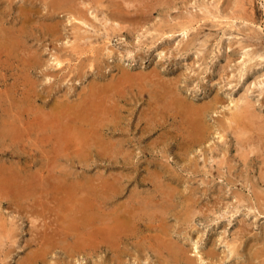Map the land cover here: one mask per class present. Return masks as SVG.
Instances as JSON below:
<instances>
[{
    "label": "rangeland",
    "instance_id": "374dc122",
    "mask_svg": "<svg viewBox=\"0 0 264 264\" xmlns=\"http://www.w3.org/2000/svg\"><path fill=\"white\" fill-rule=\"evenodd\" d=\"M64 1H66L67 3H64ZM64 1L63 0L62 1L61 0H55V1L54 0H48V1L47 0H0V16L1 14L3 15L0 17L3 19V21L2 19L0 20V36L1 34L4 36V37L3 36L0 37V43H1L0 44V49H1L0 50V55H1L0 56V119H1L0 120V159H1L0 165L2 167L0 168V177L1 178L3 177L1 180L2 182L8 179L14 182L15 184H17L16 186H14L12 190L11 189L4 190L3 188L0 187V201H1L0 202V205H1L0 206V215H1V218H0L1 219L0 220V225H1L0 226V235H1L0 241L1 242L0 244H2V241L4 242L3 245H0V254H2L1 251H3L2 256L4 255L3 257L0 255V259L1 260L3 259L4 262H2L3 260L2 261L0 260V262L2 264H5L6 261H7L6 264L22 263L23 261H25L27 256L30 255V253L32 255V253H34L35 250L38 249L37 246H34V245L33 247L27 246L26 243L33 236V234H35V229L33 227L39 228L38 230H40L41 228L45 230V229H48L53 224L51 222H52V218H54V211L57 210L55 206L59 204L57 203L59 202L58 201L59 199L61 198L69 199V197H76L79 199H84L89 203L87 205L88 207H86L87 211L95 213L96 208H97L96 203L99 201V198L102 197L106 202H108V203L105 202L106 204L104 206V211L106 210L105 212L107 211L113 212L117 208L122 209L123 207L129 205L131 201H135L137 199L140 202H146L144 205V208L147 210V213L150 214L154 212L156 214L158 213L157 215H160V216L164 215L166 219L164 220L162 225L166 229L167 228L169 229V230L167 229V232L169 233L167 238H171L177 244H181L184 247H187L186 248L188 249L187 254L189 255V252H190L189 256L192 255L191 257L194 256L193 258H196L195 260H198V256L193 254V249L195 246H199L198 249L201 251L200 255L203 256V258L204 257L208 258L210 256L206 254L204 255V253L208 252L210 248L211 249L213 248L212 252H214V256L208 258V260H206L207 258L206 259L204 258L205 262L201 264H209V263L214 264L216 260H218L216 261V264L224 263V262H225L224 264H227V263L241 264V261H243L242 262L243 264H249V262L251 264H258L259 262L261 264H264L262 263V261L264 262V244H263L264 243V212H263L264 211V173H263L264 172L263 170L264 161H262V159L264 160V157L262 156L264 155V141L263 143L261 142L262 141L261 138L264 140L263 138L264 137L263 136L264 135V129H263L264 127V122H263L264 121V68H263L264 61H262L264 60L263 59L264 58V44H263L264 43V0H249V1L245 0L244 1L245 8L242 5L243 0L242 1L241 0H164V1L161 0L162 2L160 0H152L153 3H151L150 0H137L138 2L136 0H129V2L127 0H120V1L119 0H102V1L91 0V2L90 0H64ZM169 1L170 3H168ZM107 2H110V3H107ZM112 2H115V4H113ZM139 2H141V4ZM117 3H119V6H117L118 5ZM127 3L129 5L125 6V4L127 5ZM148 3H151V4H148ZM70 5L72 6L70 7ZM93 5H96V6L93 7ZM65 6H67L66 8L68 9H66ZM75 6L78 10L79 8L81 9L79 10L81 13L82 11L84 12L83 15H81L82 22L76 21L73 19L74 18L73 16L75 15H76V18L80 16V14L77 13L78 10L74 8ZM38 7L39 9H37ZM150 7H151V10H150L151 12L149 11ZM236 7L237 8L239 7V9H237ZM147 8H148V11H147ZM27 9H30V10H27ZM57 9H59L58 10L59 12L57 11ZM100 9L101 11H99ZM54 10H56L55 13H54ZM105 10L107 11L105 12ZM51 11L54 14H52ZM64 12L65 13L67 12V14L65 15ZM110 12H112L111 15L113 13L115 14V15H112L114 17L109 15ZM21 13L25 17H23ZM50 13L52 15H49ZM58 13L61 15H59ZM122 13L125 16H123ZM143 13L145 14L142 15ZM139 15L141 16V19L140 17H138ZM65 16L67 18L66 21L64 20ZM84 16L85 17L88 16L89 18L87 17L88 19L87 18L85 19ZM145 16H147V18H145ZM235 17H236V20H235ZM53 18L57 20L55 19L53 20ZM131 18H134V21H132L133 19L131 20ZM4 19L6 20L4 21ZM90 19L91 21H89ZM114 19L115 20L117 19L118 22L115 21ZM118 19H121V20L123 19L124 22ZM28 20L30 23H28ZM128 20H129V23H128ZM50 21L53 23V25L52 23H50ZM101 21H103V23ZM119 21H121L122 24ZM130 21L132 22L137 21L138 23L137 22H135L136 24L134 23L135 26H137V28ZM45 22H48V23H45ZM65 22L68 24H66ZM229 22H231L233 25L230 24ZM38 23H40V25ZM41 23L43 24L42 26H41ZM221 23L224 26L221 25ZM20 24L21 26L23 25L22 28L20 27ZM24 24H25V27H24ZM28 24H30V26H28ZM45 24L46 25L48 24V26L46 27ZM70 24L72 27L76 25V27H78V30L76 27L72 28ZM120 24L122 27L119 26ZM129 24L130 25L132 24V25L130 26ZM179 24L182 26H180ZM258 24L261 27H259ZM49 25L50 26L52 25V26L50 27ZM40 26L42 28L43 35L41 34L42 31H40L41 30ZM60 26H61V30H60ZM218 26L221 27V29ZM248 26H250V28ZM109 27H111L112 30L114 31L112 32V30ZM14 28L18 30L20 35H18L19 33ZM45 28H47V30L51 29L52 31L48 30L49 31L48 32L47 30H44ZM108 28L110 31H108ZM7 29H11V31H14V32L11 33V31ZM74 29H76L75 32H73ZM118 29L120 31H118ZM133 29L135 30L133 31ZM157 29L158 31H156ZM159 29L161 30V32ZM5 31L7 32L10 31V32H8L9 34L8 33L6 34ZM27 31H29L30 33ZM2 32H4L5 35ZM50 32L52 35L50 34ZM53 32L54 33L56 32V33L54 34ZM27 34L30 37H27ZM44 34H47V35H44ZM10 35L11 36L15 35V37L13 36L14 39L18 38L19 42L16 39L13 42H11L10 38L8 41L7 39L8 37H11ZM214 36H217V37H214ZM4 38H6L5 41L7 42L4 41ZM98 38L101 40H99ZM105 38L107 39V41H105L106 40ZM244 39H246V41ZM20 40L23 41V44H22V41ZM74 42L75 44H73ZM244 42H245V45L243 44ZM52 44L54 46H52ZM10 46L12 49L10 48ZM20 46L21 48L23 47L22 51L20 49ZM51 46L54 48H52ZM57 47L59 50H57ZM97 47L102 48L101 52H100L101 48L100 49L98 48L99 49V52H98ZM4 48L6 49L4 50ZM18 48L20 50H18ZM30 48L32 50H30ZM60 50L62 51L63 55L59 54ZM107 50L108 52L110 51L111 53L110 52L108 53ZM37 51H41L42 53L40 52L39 54V52ZM26 52L27 54H25ZM96 53L101 54L102 60L104 59V61H107V62L100 60L101 59L100 56H97L99 54L95 56ZM60 55L63 56L64 58L60 57ZM105 55H107L106 58H105ZM1 57L3 59H1ZM26 57L31 58L30 59L31 61L33 59V61L30 62V60L29 59L27 60ZM24 58L26 59L24 60ZM37 58L41 62L38 63ZM58 58L59 59L62 58V60L61 59L59 60ZM35 59L36 61L34 62ZM40 59H43V60H40ZM26 60H27V63L25 62ZM57 60L60 62V65H56ZM93 60L95 61V64ZM99 61L102 63H100ZM61 62H63L62 65H61ZM89 62L90 64L92 62L93 65L88 64ZM41 63H43L42 64L43 67L42 65L40 66ZM84 63L88 64L89 66L88 65L86 66V64L83 65ZM100 64L102 67L100 66ZM60 68L62 69V71ZM123 70H126L128 74L126 72L122 73ZM96 71L99 74H97ZM133 72L135 74H133ZM49 73L51 75L53 74V76H51ZM66 74L68 75V77ZM95 74H97L98 77ZM75 76H78V77H75ZM156 76H158V78ZM112 77H114V79ZM122 77H123V80H121ZM45 78H46V81H45ZM108 78H111L112 80ZM103 79H105V81ZM125 79L127 81H124ZM136 79L138 80V83L141 79L139 84L137 83ZM109 80L113 82L110 83ZM120 80L122 82L124 81V83H122ZM53 81L55 82L53 83ZM99 81L101 82L102 85L99 84L100 83ZM148 81L151 83V85ZM49 82L53 84L52 87L51 85H49L50 84ZM94 82L95 83L97 82V85L94 84ZM126 82L130 84H127ZM106 83L112 86H109ZM172 83L175 84V86ZM46 84L49 85V87L46 86ZM103 84L106 86L104 87ZM134 84L137 85L136 88H134L135 87ZM95 85L97 87H93ZM129 85H133V87ZM98 86H100L101 88L99 87L98 89ZM102 86H103V89H102ZM128 86L130 87L129 89H128ZM42 87L44 90L42 89ZM53 87L56 90H54ZM45 88L47 89L46 91H45ZM50 88H52L53 90H51ZM261 88H263V90H261ZM123 89H125V91ZM137 89L138 90L140 89V92H141L140 96L138 95L139 93H136L138 92ZM148 89L152 93L147 92ZM119 90H121V92ZM152 90H154V92ZM91 91L93 92L91 93ZM157 91L159 92V94H157ZM170 91L173 93L170 94ZM177 91H179L178 94H177ZM87 92L91 94H88ZM133 92H135V94ZM122 93L123 95H120ZM126 93L128 96L126 95ZM50 94L51 96H49ZM99 94H100V98H99ZM145 94H147L149 97ZM175 94L176 96H174ZM79 95L81 96V98L79 97ZM33 96H35L36 99L33 98ZM55 96H56V100L53 99L55 98ZM89 96H91V98ZM119 96L121 97L119 98ZM159 96L161 97L158 98ZM61 98L63 99L61 100ZM77 98H78V101H77ZM79 99L81 101H79ZM173 99H176V100H173ZM93 100L95 101V103ZM105 100H106V103H105ZM212 100L214 104L213 102H211ZM217 100H218V103H217ZM62 101L66 103L63 104ZM67 101L68 102L71 101L72 104L71 103L69 104ZM202 101H204L202 103L203 105L206 102L204 107L203 105H200ZM46 102L47 104H45ZM91 102L94 104L92 105ZM248 102H249V106H253V108H255L253 110L254 118H250V117L248 118V120L252 119L253 121L245 120L244 122V120H238V119L235 120L234 116H232V112L235 113L239 109L238 110V113H239L240 111H242L240 108L243 109L244 107L243 105L248 106ZM57 103H60L61 105L59 104L56 105ZM50 104H51V108H50ZM118 104H121L123 107H121V105H118ZM186 105L187 106L190 105L188 106L189 108L187 112H189L190 108L193 107L200 112L202 111L206 113V115H204L203 117L202 116L195 117V116H191V114L190 116H184V114L186 113L185 111L187 109ZM206 105H208L209 108L210 106L212 108L209 109L206 107ZM60 106L62 107L61 111L58 110L61 108ZM73 106L75 107V109L77 108L76 111H78L80 115L76 113ZM93 106L95 107L96 110L94 109ZM108 106L111 108L109 109ZM115 106L118 108H116ZM198 106H202L203 108L202 107L201 108L206 110L207 112L203 111L202 109H199L200 107ZM178 107L181 108V110ZM54 108L57 110H55ZM258 108L260 109L261 112L258 110ZM46 109H50V111L47 112L48 110L46 111ZM109 112L111 114L113 113L112 116ZM91 113L93 114L91 115ZM255 114H258V116ZM167 115H171V116H167ZM172 115L174 116V118L172 117ZM94 117H96L95 120H94ZM261 117L263 118L260 119ZM197 118L198 119L201 118L203 121L200 119V122H199ZM68 120L71 122H69ZM96 120L98 122L101 120L99 122L100 124ZM32 121L34 124L32 123ZM158 121H160L161 123ZM220 121H222L223 124ZM137 122H140L141 124ZM197 122H199L200 125L197 124ZM206 122L207 124H205ZM247 122H251V123L253 122V123L250 124ZM55 123L57 124V127ZM106 123H107V128L105 127ZM152 123L154 124L152 125ZM187 123H190V124H187ZM262 123H263V126H261ZM12 124L15 126V128ZM28 124L30 126H28ZM225 124L228 126V128L227 126H225ZM124 125H126V127ZM151 125L152 126L156 125L155 126L156 128L155 127L153 128ZM191 125L194 128V131H192L193 128L191 127ZM219 125H221L222 128ZM30 127L32 128V130ZM197 127L200 128V130ZM43 128H45L46 130ZM126 128H130V129H126ZM30 130L31 132H29ZM262 130L263 132H261ZM41 131H42V134L39 133ZM64 131L66 134L64 133ZM214 131L217 133L214 134L215 133ZM218 131H221V132L219 133ZM17 132L19 133L18 135H17ZM22 132L23 134H20ZM60 132L61 134H59ZM196 132H198V134H196ZM239 132L241 133L240 135H239ZM15 133H16V136H15ZM184 133H186V135ZM202 133H204L205 135L204 134L201 135ZM207 133L209 136L207 135ZM36 135L38 136L36 137ZM56 135L58 136V138ZM182 135H183V138H182ZM33 136H35L36 138ZM111 137L112 138L114 137V138L112 139ZM127 137L129 140L127 139ZM254 137L258 138L259 141L256 138L255 140H253ZM39 138H42V139H39ZM100 138L102 140H100ZM225 138H227V140ZM48 139L52 140V142H50ZM221 139H223V143ZM56 142L58 143V145ZM254 142H258V143H254ZM154 143H155V146H154ZM253 144L255 145L253 146ZM80 145H82V147ZM251 146L253 150L251 149ZM248 147L249 149H247ZM23 148H25L26 150ZM57 148H60V150ZM70 149H72L73 152ZM111 149L112 150L114 149L115 151L114 150L112 151ZM241 149L242 151H240ZM96 150L99 152H96ZM50 151L52 153H50ZM236 151H238L239 153ZM260 151H262V153ZM60 152H62V154ZM74 154L75 155L77 154V155L74 156ZM59 156L60 157L65 156V157L63 159V158H60ZM81 157L84 159H82ZM108 158H110L111 160H109ZM40 160L42 161L40 162ZM53 160L56 163L53 162ZM112 160L114 162H112ZM158 160L160 162H157ZM155 161L158 165L155 164ZM45 163L47 165H45ZM161 164L163 165L162 167L159 166ZM252 164L255 166H253ZM23 167L26 170L22 169ZM171 169L173 170V174L171 173L172 172ZM259 170L260 172L262 171V173H260ZM158 172L160 173V179H161L159 181H158L159 179ZM73 174H75L76 176ZM154 177H156V179ZM165 181H166V184H165ZM158 183L160 186L158 185ZM177 183H179L180 185ZM162 185H164L167 188H165ZM108 188L109 190H107ZM154 188H156V191ZM78 190H80V192H78ZM133 190H135L134 193L135 192L137 193L134 194ZM8 192H10L12 195ZM143 192L145 194H142ZM234 192L236 193L234 194ZM260 192L262 193V195ZM1 193L5 195L4 198H2L3 195ZM158 193L160 194L164 193V195H173V199L172 201H169V202L167 201L162 202L159 199L152 200V197H154ZM105 194H108V195H105ZM129 194L130 195L133 194V195L130 196ZM135 195L137 196L136 198L134 197ZM234 195H236L237 197L236 196L233 197ZM6 196L9 199H7ZM239 196L240 197L242 196L241 199ZM129 198H131V201ZM113 201L114 202L117 201V202L114 203ZM237 202L238 204H236ZM148 204H150L151 206ZM250 204H251V207H248L250 206ZM181 205L182 207L183 206L184 207L182 208ZM61 207L64 208V205ZM93 208L95 209V211L93 210ZM184 210H188V211L195 210L197 214L194 217L189 216V218L186 221L185 220L183 221L182 218L185 215H183L182 212ZM38 214H43L44 217L42 218L37 217L36 215ZM34 215L36 217L35 220H34L35 218ZM25 216L27 219L25 218ZM220 216L222 218H220ZM31 222L34 223V225ZM245 224L246 225L248 224L247 225L248 228ZM28 225L30 226V229ZM168 225H170V227H168ZM244 225L246 226L247 229L245 228ZM31 227L33 229H31ZM4 229L7 230L9 233L11 232V235H9L10 238L9 236L7 237V241H6V238L3 237V233H2ZM27 229H29L28 230L29 232L27 231ZM42 229L40 230V232H43ZM237 230L241 234L238 233ZM175 233H177L178 235ZM245 233L246 235H244ZM260 233L262 234L260 235ZM145 234H149L150 236L152 234L156 235L158 233L157 232L155 233V231L153 232L151 231V233L147 232ZM20 236H22L23 238ZM260 238H262L263 240H261ZM134 240H137V239H134ZM134 240H132V242ZM229 240H231V242ZM251 240L252 241L254 240V241L252 242ZM9 242L11 244H9ZM183 242L185 243L183 244ZM220 242L225 244V245L223 244L224 247L223 245H221L222 243ZM23 244L27 248L23 246ZM233 244L236 247L238 245L237 247L238 251L241 253L240 250L242 249L243 253L245 254H242V253L240 254L238 252V254L235 253L236 255L231 254V256L233 255L232 257L230 256V254H229L230 257H227L228 256L227 253H229V250H228L230 247L229 245H233ZM20 245L25 248H21ZM127 245H130V244H127ZM209 245H210V248H209ZM253 246H254L253 248L254 250L252 249ZM129 247L125 246V251H126V254L124 255L125 258L123 256L122 257L123 260H121L122 258L120 259L122 264H126V263L127 264H138L137 262H139V259H140V262L143 260L140 264H145V263L148 264L149 262H151L150 264H162V260L163 261L166 260L164 257H161L160 255L154 256V253L152 252L141 251V250L138 251L136 244L135 245L131 244ZM249 247H251V249ZM126 248L127 249L129 248L128 250L132 252L133 254H135L137 258L133 256V254H131ZM245 248L253 252V254L256 252H259V249H260L261 251L259 252L260 256H258L257 258L255 257L251 258L252 253L249 251L251 253L249 254ZM23 250H25V252ZM202 250H204V253ZM106 251L107 250H95L94 249V250L87 251L88 253L81 252V253L75 254L72 257L67 258V256L64 253H62L59 249H57V250H53L50 254H47L49 258L45 256V259L47 258L46 260L47 262L45 261V263H40V264H46V263L47 264H62V262H64L63 264H65L66 262L68 264L70 263L71 264H76V263L90 264L91 261H92L91 263H93V261L94 263L96 262L95 264H100V262L101 264L102 263L103 264H107V263L116 264L117 260L115 259V256L112 255L113 253L108 252V251L107 253ZM60 252L61 254H59ZM105 252H106V255L111 254L114 257H112L111 255H110L111 258L109 257V255H107L106 257V255L104 254ZM5 253H7L9 257H7V254ZM89 253L92 254V256ZM99 253L105 255V257L103 255H100ZM137 253L138 255H136ZM220 253L222 254V257L221 259H218L221 256ZM54 254H57V256L55 257ZM62 254L64 256H62ZM93 254L96 256V258ZM5 255L7 258L5 257ZM79 255H81V259H84V260H81ZM86 255L88 259L86 258ZM146 255L148 256V259ZM112 258L115 260H112ZM149 258H151L150 261H149ZM159 258H160L161 263H159L160 262ZM233 258H236V260H234ZM106 259L107 260L111 259L110 261L112 263H110V261L107 262ZM136 259H138V261ZM224 259H226V261ZM83 261H86L87 263Z\"/></svg>",
    "mask_w": 264,
    "mask_h": 264
},
{
    "label": "bare ground",
    "instance_id": "6f19581e",
    "mask_svg": "<svg viewBox=\"0 0 264 264\" xmlns=\"http://www.w3.org/2000/svg\"><path fill=\"white\" fill-rule=\"evenodd\" d=\"M48 1V0H47ZM55 1V0H54ZM62 1V0H61ZM64 1V0H63ZM100 1H102V0H100ZM120 1V0H119ZM128 2H129V0H127ZM126 1V2H127ZM137 1V0H136ZM151 1V3H153L152 2V0H150ZM161 1V0H160ZM162 1H164V0H162ZM161 1V2H162ZM242 1V0H241ZM244 1L245 0H243V6H244ZM249 1V0H248ZM247 1V2H248ZM45 2V1H44ZM74 2V1H73ZM72 2V3H73ZM90 2H91V0H90ZM106 2V1H105ZM125 2V3H126ZM133 2V1H132ZM138 2V1H137ZM48 3V2H47ZM50 3V2H49ZM64 3H67L66 1H64ZM95 3H96V1H95ZM107 3H110V2H107ZM113 4H115V2H112ZM135 3V2H134ZM140 4H141V2H139ZM151 3H148V4H151ZM155 3V2H154ZM168 3H170V1L168 2ZM249 3V2H248ZM247 3V4H248ZM59 4H61V3H59ZM74 4V3H73ZM94 4V3H93ZM118 4V5H117ZM116 5L117 6H119V3H117ZM156 4V3H155ZM163 4H164V2H163ZM48 5V4H47ZM63 5H65V4H63ZM109 5H111V4H109ZM122 5V4H121ZM129 4L127 3V5L125 4V6H128ZM139 5V4H138ZM137 5V6H138ZM143 5H145V4H143ZM166 5V4H165ZM240 5V4H239ZM35 6V5H34ZM51 6V5H50ZM57 6V5H56ZM72 5H70V7H71ZM74 6V5H73ZM76 6H77V4H76ZM76 6L74 7V8H76ZM89 6V5H88ZM94 6H96V5H93V7ZM141 6V5H140ZM139 6V7H140ZM154 6V5H153ZM156 6V5H155ZM33 7V6H32ZM36 7V6H35ZM52 7V6H51ZM60 7V6H59ZM58 7V8H59ZM67 6H65V8H66ZM87 7V6H86ZM97 7H98V5H97ZM113 7V6H112ZM124 7V6H123ZM142 7V6H141ZM145 7V6H144ZM55 8V7H54ZM64 8V7H63ZM109 8V7H108ZM143 8V7H142ZM237 8V7H236ZM244 8H245V6H244ZM22 9V8H21ZM37 9H39V7L37 8ZM47 9V8H46ZM53 9V8H52ZM66 9H68V8H66ZM77 9V8H76ZM75 9V10H76ZM111 9V8H110ZM121 9V8H120ZM219 9V8H218ZM237 9H239V7L237 8ZM236 9V10H237ZM27 10H30V9H27ZM36 10V9H35ZM34 10V11H35ZM59 9H57V11H58ZM70 10V9H69ZM78 10V9H77ZM79 10H81L80 8H79ZM78 10V14H80V16L79 15H77V16H79V17H77L76 18V15L75 16H73L74 18V20H76V21H80V22H82L81 21V18H82V16L81 15H83V11H82V13L80 12ZM134 10V9H133ZM138 10V9H137ZM151 10V7H150V9H149V11ZM42 11V10H41ZM53 11V10H52ZM51 11V13L52 14H54L55 12H56V10H54V13ZM72 11V10H71ZM86 11V10H85ZM99 11H101V9L99 10ZM107 10H105V12H106ZM147 11H148V8H147ZM221 11V10H220ZM240 11V10H239ZM244 11V10H243ZM242 11V12H243ZM49 12V11H48ZM59 12V11H58ZM60 12H61V10H60ZM92 12V11H91ZM115 12V11H114ZM117 12V11H116ZM136 12V11H135ZM140 12V11H139ZM143 12V11H142ZM151 12V11H150ZM246 12V11H245ZM49 14V15H52V14ZM65 13V12H64ZM96 13V12H95ZM111 13L112 12H110V14L109 15H111ZM129 13V12H128ZM141 13V12H140ZM146 13V12H145ZM145 13H143L142 15H144ZM240 13V12H239ZM247 13V12H246ZM22 14V13H21ZM20 14V15H21ZM39 14V13H38ZM42 14V13H41ZM59 14V13H58ZM67 14V12L65 13V15ZM123 14V13H122ZM23 15V14H22ZM59 15H61V14H59ZM71 15V14H70ZM69 15V16H70ZM112 15H115L114 13L112 14ZM111 15V16H112ZM235 15H236V13H235ZM255 15H256V13H255ZM1 16H3L2 14H1ZM0 16V17H1ZM41 16V15H40ZM56 16V15H55ZM68 16V15H67ZM99 16H101V15H99ZM123 16H125L124 14H123ZM134 16V15H133ZM136 16V15H135ZM239 16V15H238ZM249 16V15H248ZM23 17H25L24 15H23ZM47 17V16H46ZM51 17V16H50ZM58 17V16H57ZM88 17V16H87ZM87 17H85L84 16V18L86 19ZM104 17V16H103ZM112 17H114V16H112ZM129 17V16H128ZM138 17H140V19H141V16L139 15ZM149 17V16H148ZM255 17V16H254ZM4 18V17H3ZM45 18V17H44ZM49 18V17H48ZM47 18V19H48ZM52 18V17H51ZM69 18V17H68ZM89 18V17H88ZM87 18V19H88ZM143 18V17H142ZM145 18H147V16H145ZM216 18V17H215ZM219 18H220V16H219ZM245 18V17H244ZM244 18H243V20H244ZM249 18V17H248ZM251 18V17H250ZM259 18V17H258ZM2 18H0V20H1ZM50 19V18H49ZM55 18H53V20H54ZM66 16H65V21H66ZM106 19V18H105ZM104 19V20H105ZM133 19V20H132ZM246 19V18H245ZM6 19H4V21H5ZM22 20V19H21ZM55 20H57V19H55ZM72 20V19H71ZM112 20V19H111ZM115 20V19H114ZM118 20H121V19H118ZM131 20L132 21H134V18H131ZM142 20H144V19H142ZM226 20V19H225ZM229 20V19H228ZM232 20V19H231ZM235 20H236V17H235ZM239 20V19H238ZM248 20V19H247ZM2 21H3V19H2ZM7 21H8V19H7ZM16 21V20H15ZM14 21V22H15ZM24 21V20H23ZM43 21V20H42ZM51 21H52V19H51ZM50 21V23H52ZM59 21V20H58ZM63 21V20H62ZM89 21H91V19L89 20ZM115 21H117V19L115 20ZM121 21H123V19L121 20ZM121 21H119V22H121ZM127 21V20H126ZM132 21H130L131 23H135V22H137V21H135V22H132ZM139 21V20H138ZM217 21V20H216ZM246 21V20H245ZM19 22V21H18ZM22 22V21H21ZM31 22H33V21H31ZM49 22V21H48ZM48 22H45V23H48ZM55 22V21H54ZM69 22V21H68ZM93 22V21H92ZM102 23H103V21H101ZM111 22H113V21H111ZM118 22V21H117ZM124 22V21H123ZM140 22V21H139ZM219 22V21H218ZM252 22V21H251ZM16 23V22H15ZM20 23V22H19ZM25 23V22H24ZM28 23H30L29 22V20H28ZM63 23V22H62ZM66 23V22H65ZM64 23V24H65ZM73 23V22H72ZM128 23H129V20H128ZM127 23V24H128ZM138 23V22H137ZM213 23V22H212ZM230 24H232L231 22H229ZM39 25H40V23H38ZM66 24H68V23H66ZM74 24V23H73ZM72 24V25H73ZM77 24H79V23H77ZM108 24V23H107ZM121 24H122V22H121ZM121 24L119 25L120 27H122L121 26ZM126 24V23H125ZM136 24V23H135ZM135 24H134V26H135ZM220 24V23H219ZM218 24V25H219ZM249 24H251V23H249ZM256 24V23H255ZM254 24V25H255ZM43 24L41 23V26H42ZM46 25V24H45ZM52 25H53V23H52ZM51 25V26H52ZM56 25V24H55ZM54 25V26H55ZM130 25V24H129ZM132 25V24H131ZM130 25V26H131ZM180 25V24H179ZM221 25H223L222 23H221ZM227 25V24H226ZM233 25V24H232ZM2 26V25H1ZM17 26V25H16ZM23 26V25H22ZM22 26H21V24H20V27L22 28ZM28 26H30V24H28ZM38 26V25H37ZM41 26H40V31H42V28H41ZM48 26V24L46 25V27ZM50 26V25H49ZM50 26V27H51ZM70 26H71V24H70ZM78 26V25H77ZM114 26V25H113ZM140 26V25H139ZM162 26V25H161ZM180 26H182V25H180ZM189 26V25H188ZM215 26H217V25H215ZM224 26V25H223ZM230 26V25H229ZM257 26V25H256ZM258 26H259V24H258ZM8 27H10V26H8ZM24 27H25V24H24ZM23 27V28H24ZM45 27V26H44ZM57 27V26H56ZM72 27V26H71ZM73 27H76V25H74ZM72 27V28H73ZM80 27H82V26H80ZM119 27V28H120ZM136 28H137V26H135ZM134 27V28H135ZM160 27V26H159ZM219 27V26H218ZM231 27V26H230ZM249 28H250V26H248ZM259 27H261V26H259ZM259 27H258V29H259ZM3 28H4V26H3ZM77 28V30H78V27H76ZM111 30H112V28L111 27H109ZM109 28H108V31H110L109 30ZM117 28V27H116ZM166 28V27H165ZM170 28V27H169ZM181 28V27H180ZM220 29H221V27H219ZM218 28V29H219ZM225 28V27H224ZM234 28V27H233ZM254 28V27H253ZM12 29H13V27H12ZM14 29H16V28H14ZM55 29V28H54ZM102 29V28H101ZM106 29H107V27H106ZM121 29V28H120ZM130 29V28H129ZM161 29V28H160ZM159 29V30H160ZM189 29V28H188ZM215 29V28H214ZM7 30H10L11 31V29H7ZM17 30V29H16ZM21 30V29H20ZM25 30V29H24ZM27 30H28V28H27ZM44 30H47V28H45ZM49 30V29H48ZM47 30V31H48ZM51 30V29H50ZM49 30V31H50ZM57 30V29H56ZM60 30H61V26H60ZM75 30L76 29H74V31L73 32H75ZM135 29H133V31H134ZM162 30V29H161ZM161 30H160V32H161ZM179 30H181V29H179ZM183 30H184V28H183ZM247 30H249V29H247ZM246 30V31H247ZM254 30V29H253ZM262 30V29H261ZM10 31H8V32H10ZM48 31V32H49ZM52 31V30H51ZM114 30H112V32H113ZM118 31H120L119 29H118ZM132 31V30H131ZM156 31H158V29L156 30ZM164 31V30H163ZM219 31V30H218ZM223 31H225V30H223ZM7 31H5V33L7 34L8 33ZM12 32H14V31H11V33ZM17 32H18V30H17ZM23 32V31H22ZM26 32V31H25ZM27 32H29V31H27ZM45 32V31H44ZM47 32V33H48ZM111 32V33H112ZM171 32H172V30H171ZM262 32V31H261ZM2 33H4V32H2ZM5 33H4V35H5ZM19 33V32H18ZM30 33V32H29ZM43 33V31L41 32V34ZM46 33V32H45ZM54 33V32H53ZM56 33V32H55ZM54 33V34H55ZM60 33V32H59ZM79 33V32H78ZM109 33V32H108ZM110 33V34H111ZM115 33V32H114ZM132 33V32H131ZM248 33V32H247ZM9 34V33H8ZM32 34V33H31ZM50 34H51V32H50ZM85 34V33H84ZM113 34V33H112ZM214 34H216V33H214ZM16 35H17V33H16ZM18 35H20V33L18 34ZM30 35V34H29ZM43 35V34H42ZM44 35H47V34H44ZM52 35V34H51ZM57 35V34H56ZM78 35V34H77ZM86 35V34H85ZM119 35V34H118ZM122 35V34H121ZM1 36H3L2 34H1ZM0 36V37H1ZM7 36V35H6ZM11 36V35H10ZM14 37H15V35H13ZM13 36H11V37H8V41H9V38L11 39V42H13L15 39L18 41V38H15L14 39V37ZM24 36V35H23ZM88 36V35H87ZM108 36V35H107ZM212 36V35H211ZM210 36V37H211ZM236 36V35H235ZM246 36V35H245ZM244 36V37H245ZM4 37V36H3ZM13 37V38H12ZM19 37V36H18ZM25 37V36H24ZM24 37H23V39H24ZM27 37H30V36H28V34H27ZM47 37V36H46ZM50 37V36H49ZM71 37V36H70ZM76 37V36H75ZM214 37H217V36H214ZM26 38V37H25ZM41 38H42V36H41ZM40 38V39H41ZM48 38V37H47ZM52 38V37H51ZM77 38V37H76ZM80 38V37H79ZM83 38H84V36H83ZM104 38V37H103ZM107 38V37H106ZM105 38V39H106ZM110 38H111V36H110ZM109 38V39H110ZM199 38V37H198ZM5 39L6 38H4V41H5ZM22 39V38H21ZM73 39V38H72ZM99 39V38H98ZM104 39V40H105ZM195 39V38H194ZM76 40H78V39H76ZM99 40H101V39H99ZM242 40V39H241ZM245 41H246V39H244ZM20 41H22V40H20ZM25 41H27V40H25ZM55 41H56V39H55ZM70 41H71V39H70ZM69 41V42H70ZM105 41H107V39L105 40ZM109 41V40H108ZM197 41V40H196ZM249 41V40H248ZM251 41V40H250ZM261 41V40H260ZM5 42H7V41H5ZM19 42V41H18ZM98 42V41H97ZM195 42V41H194ZM241 42V41H240ZM254 42V41H253ZM27 43V42H26ZM51 43H52V41H51ZM218 43V42H217ZM247 43V42H246ZM255 43V42H254ZM1 44V43H0ZM5 44V43H4ZM8 44V43H7ZM6 44V45H7ZM17 44V43H16ZM22 44H23V41H22ZM21 44V45H22ZM73 44H75V42L73 43ZM95 44H96V42H95ZM100 44H102V43H100ZM103 44H104V42H103ZM106 44V43H105ZM244 45H245V42L243 43ZM264 44V43H263ZM153 45V44H152ZM194 45V44H193ZM215 45V44H214ZM256 45V44H255ZM2 46V45H1ZM8 46V45H7ZM12 46V45H11ZM11 46H10V48H11ZM28 46V45H27ZM50 46V45H49ZM52 46H54L53 44H52ZM51 46V47H52ZM80 46V45H79ZM99 46H101V45H99ZM205 46V45H204ZM241 46H242V44H241ZM32 47V46H31ZM95 47V46H94ZM249 47V46H248ZM250 47H252V46H250ZM254 47V46H253ZM263 47V46H262ZM1 48H3V47H1ZM8 48V47H7ZM23 48V47H22ZM22 48H21V46H20V49H21V51H22ZM29 48V47H28ZM33 48V47H32ZM52 48H54V47H52ZM68 48V47H67ZM71 48H72V46H71ZM99 47H97V49H98ZM101 48V47H100ZM99 48V49H100ZM187 48V47H186ZM6 48H4V50H5ZM12 49V48H11ZM19 48H18V50H20ZM34 49V48H33ZM51 49V48H50ZM92 49V48H91ZM99 49L97 50L98 52H99ZM254 49V48H253ZM1 50V49H0ZM28 50V49H27ZM30 50H32L31 48H30ZM57 50H59L58 49V47H57ZM62 50V49H61ZM60 50V52H59V54H62V51ZM66 50V49H65ZM78 50H79V48H78ZM101 50H102V48L100 49V52H101ZM246 50V49H245ZM34 51V50H33ZM81 51V50H80ZM94 51V50H93ZM241 51H243V50H241ZM6 52V51H5ZM16 52V51H15ZM15 52H14V54H15ZM20 52V51H19ZM31 52V51H30ZM29 52V53H30ZM37 52H39V54H40V52L41 51H37ZM68 52H69V50H68ZM95 52H96V50H95ZM107 52H108V50H107ZM110 52V51H109ZM108 52V53H109ZM33 53V52H32ZM42 53V52H41ZM56 53H57V51H56ZM65 53V52H64ZM83 53V52H82ZM111 53V52H110ZM256 53H258V52H256ZM25 54H27V52L25 53ZM35 54V53H34ZM97 54H99V53H96L95 54V56L97 55ZM103 54V53H102ZM254 54V53H253ZM20 55V54H19ZM55 55V54H54ZM63 55V54H62ZM73 55V54H72ZM78 55V54H77ZM82 55V54H81ZM255 55V54H254ZM1 56V55H0ZM26 56V55H25ZM30 56V55H29ZM28 56V57H29ZM36 56V55H35ZM95 56H93V57H95ZM97 56H100V60H102V55L101 54H99V55H97ZM106 56L107 55H105V58H106ZM4 57H6V56H4ZM32 57V56H31ZM34 57V56H33ZM60 57H62V58H64L63 56H61L60 55ZM67 57V56H66ZM104 57V56H103ZM27 58V57H26ZM26 58H24V60L26 59ZM42 58V57H41ZM62 58H60L61 60H62ZM108 58V57H107ZM255 58H257V57H255ZM259 58V57H258ZM263 58V57H262ZM1 59H3L2 57H1ZM30 60L31 58H27V60ZM44 59V58H43ZM43 59H40V60H43ZM59 59V58H58ZM59 59V60H60ZM78 59V58H77ZM89 59V58H88ZM264 59V58H263ZM23 60V61H24ZM27 60L25 61L26 63H27ZM37 60H38V58H37ZM56 60V59H55ZM66 60V59H65ZM96 60H97V58H96ZM260 60V59H259ZM3 61V60H2ZM32 61H33V59H32ZM31 60H30V62H32ZM36 61V59L34 60V62ZM68 61V60H67ZM90 61V60H89ZM94 61V60H93ZM102 61H104V59L102 60ZM246 61V60H245ZM262 61H264V60H262ZM33 62V63H34ZM39 62H41V61H39L38 60V63ZM44 62V61H43ZM57 63H56V65H60V62L57 60L56 61ZM81 62V61H80ZM88 62V61H87ZM86 62V63H87ZM100 62V61H99ZM104 62H107V61H104ZM53 63H55V62H53ZM82 63H83V61H82ZM86 63H84L83 65H85ZM100 63H102V62H100ZM245 63V62H244ZM258 63H259V61H258ZM43 63H41L40 64V66L42 65ZM63 64V62H61V65ZM88 64H90V62L88 63ZM88 64H86V66L88 65ZM91 64H92V62H91ZM90 64V65H91ZM94 64H95V61H94ZM97 64V63H96ZM5 65H7V64H5ZM53 65V64H52ZM79 65H80V63H79ZM93 65V64H92ZM98 65V64H97ZM105 65V64H104ZM250 65V64H249ZM32 66V65H31ZM37 66V65H36ZM35 66V67H36ZM89 66V65H88ZM94 66H96V65H94ZM100 66H101V64H100ZM120 66V65H119ZM259 66H261V65H259ZM33 67V66H32ZM34 67V68H35ZM42 67H43V65H42ZM41 67V68H42ZM56 67V66H55ZM54 67V68H55ZM75 67V66H74ZM91 67V66H90ZM93 67V66H92ZM102 67V66H101ZM38 68V67H37ZM66 68V67H65ZM71 68V67H70ZM97 68V67H96ZM106 68V67H105ZM118 68V67H117ZM155 68V67H154ZM264 68V67H263ZM32 69V68H31ZM43 69V68H42ZM61 69V68H60ZM77 69H78V67H77ZM80 69H82V68H80ZM85 69V68H84ZM83 69V70H84ZM92 69V68H91ZM104 69V68H103ZM126 69V68H125ZM244 69V68H243ZM246 69V68H245ZM33 70V69H32ZM57 70V69H56ZM96 70V69H95ZM102 70V69H101ZM127 70V69H126ZM126 70H123V72L122 73H124V72H126ZM140 70V69H139ZM61 71H62V69H61ZM63 71H65V70H63ZM68 71V70H67ZM71 71H73V70H71ZM71 71H69V72H71ZM104 71V70H103ZM120 71V70H119ZM245 71V70H244ZM243 71V72H244ZM247 71V70H246ZM29 72H30V70H29ZM58 72V71H57ZM68 72V73H69ZM77 72V71H76ZM81 72H83V71H81ZM97 72V71H96ZM112 72V71H111ZM137 72V71H136ZM139 72V71H138ZM141 72V71H140ZM148 72V71H147ZM56 73V72H55ZM59 73V72H58ZM74 73V72H73ZM101 73H102V71H101ZM101 73H100V75H101ZM108 73V72H107ZM120 73V72H119ZM127 73V72H126ZM125 73V74H126ZM157 73H158V71H157ZM50 74V73H49ZM70 74V73H69ZM76 74H78V73H76ZM83 74V73H82ZM97 74H99L98 72H97ZM97 74H95V75H97ZM105 74V73H104ZM128 74V73H127ZM132 74V73H131ZM130 74V75H131ZM133 74H135L134 72H133ZM51 75V74H50ZM49 75V76H50ZM54 75H56V74H54ZM67 75V74H66ZM86 75V74H85ZM106 75V74H105ZM118 75V74H117ZM116 75V76H117ZM129 75V76H130ZM242 75V74H241ZM48 76V77H49ZM51 76H53V74L51 75ZM79 76V75H78ZM78 76H75V77H78ZM82 76V75H81ZM108 76V75H107ZM106 76V77H107ZM120 76V75H119ZM123 76V75H122ZM127 76V75H126ZM224 76V75H223ZM26 77V76H25ZM47 77V76H46ZM58 77V76H57ZM67 77H68V75H67ZM66 77V78H67ZM74 77V76H73ZM97 77H98V75H97ZM124 77V76H123ZM123 77H122V79L121 80H123ZM128 77V76H127ZM157 78H158V76H156ZM104 78V77H103ZM113 79H114V77H112ZM51 79H52V77H51ZM108 79H111V78H108ZM117 79V78H116ZM132 79V78H131ZM139 79V78H138ZM54 80V79H53ZM98 80H99V78H98ZM104 81H105V79H103ZM112 80V79H111ZM111 80H109V82L110 83H112L111 82ZM120 80V81H121ZM137 80V79H136ZM151 80V79H150ZM157 80V79H156ZM24 81V80H23ZM27 81V80H26ZM45 81H46V78H45ZM92 81V80H91ZM97 81V80H96ZM124 81H127L126 79L124 80ZM124 81L122 82V83H124ZM134 81V80H133ZM140 81H141V79H140ZM140 81H139V83H140ZM177 81V80H176ZM29 82V81H28ZM32 82V81H31ZM55 81H53V83H54ZM93 82V81H92ZM100 82V81H99ZM130 82V81H129ZM149 82V81H148ZM148 82H147V84H148ZM45 83V82H44ZM50 83V82H49ZM58 83H60V82H58ZM108 83V82H107ZM106 83V84H107ZM119 83V82H118ZM121 83V84H122ZM127 84H130V83H128V82H126ZM137 83H138V80H137ZM136 83V84H137ZM138 83V84H139ZM145 83H146V81H145ZM150 83V82H149ZM174 83V82H173ZM172 83V84H173ZM38 84V83H37ZM93 84V83H92ZM94 84H96L97 85V82L95 83L94 82ZM99 84H101V82L99 83ZM126 84V85H127ZM146 84V85H147ZM153 84V83H152ZM29 85V84H28ZM49 85H51V87H52V83H50ZM49 85H47L46 84V86H48L49 87ZM93 86V87H97V86ZM102 85V84H101ZM104 85V84H103ZM107 85H109V84H107ZM135 85V84H134ZM150 85H151V83H150ZM169 85H170V83H169ZM174 86H175V84H173ZM172 85V86H173ZM45 86V85H44ZM106 85H104V87H105ZM109 86H112V85H109ZM129 86H131V87H133V85H129ZM128 86V89L130 88ZM136 86L137 85H135V87L134 88H136ZM141 86V85H140ZM171 86V87H172ZM176 86H177V84H176ZM260 86V85H259ZM99 87L100 86H98V89H99ZM108 87V86H107ZM119 87H121V86H119ZM124 87V86H123ZM122 87V88H123ZM126 87V86H125ZM159 87V86H158ZM58 88V87H57ZM60 88V87H59ZM91 88H92V86H91ZM101 88V87H100ZM109 88H111V87H109ZM114 88H115V86H114ZM127 88V87H126ZM139 88H141V87H139ZM154 88V87H153ZM152 88V89H153ZM175 88V87H174ZM177 88V87H176ZM37 89V88H36ZM36 89H35V91H36ZM42 89H43V87H42ZM41 89V90H42ZM51 90H53L54 89V87H53V89L52 88H50ZM87 89V88H86ZM97 89V88H96ZM102 89H103V86H102ZM119 89V88H118ZM132 89V88H131ZM146 89V88H145ZM160 89V88H159ZM171 89V88H170ZM44 90V89H43ZM47 89L45 88V91H46ZM54 90H56V89H54ZM105 90V89H104ZM108 90V89H107ZM112 90H114V89H112ZM124 91H125V89H123ZM143 90H144V88H143ZM151 90V89H150ZM176 90V89H175ZM261 90H263V88H261ZM87 91V90H86ZM106 91V90H105ZM120 92H121V90H119ZM137 91L138 92H136V93H139L138 95L140 96L141 94V92H140V89L138 90L137 89ZM142 91V90H141ZM153 92H154V90H152ZM174 91V90H173ZM28 92V91H27ZM29 92H30V90H29ZM50 92V91H49ZM48 92V93H49ZM53 92V91H52ZM65 92V91H64ZM93 91H91V93H92ZM118 92V91H117ZM119 92V93H120ZM123 92V91H122ZM127 92V91H126ZM147 92H151V91H149V89H148V91ZM40 93H42V92H40ZM88 93V92H87ZM91 93H88V94H91ZM111 93V92H110ZM113 93H114V91H113ZM112 93V94H113ZM118 93V94H119ZM124 93V92H123ZM123 93L122 94H120V95H123ZM134 94H135V92H133ZM152 93V92H151ZM150 93V94H151ZM162 93V92H161ZM160 93V94H161ZM173 92H171L170 91V94H172ZM179 93V91H177V94ZM26 94H28V93H26ZM30 94V93H29ZM37 94V93H36ZM47 94V93H46ZM64 94V93H63ZM79 94V93H78ZM95 94V93H94ZM116 94V93H115ZM117 94V95H118ZM147 94H149V93H147ZM147 94H145V95H147ZM157 94H159V92L157 91ZM34 95V94H33ZM41 95V94H40ZM72 95V94H71ZM75 95V94H74ZM84 95H86V94H84ZM97 95V94H96ZM111 95V94H110ZM126 95H127V93H126ZM180 95V94H179ZM39 96V95H38ZM49 96H51V94L49 95ZM54 96V95H53ZM102 96V95H101ZM109 96V95H108ZM128 96V95H127ZM129 96H130V94H129ZM148 96V95H147ZM154 96V95H153ZM174 96H176V94L174 95ZM178 96V95H177ZM47 97V96H46ZM63 97V96H62ZM79 97L81 98V96L79 95ZM88 97V96H87ZM90 98H91V96H89ZM95 97H97V96H95ZM111 97V96H110ZM121 96H119V98H120ZM149 97V96H148ZM161 96H159L158 98H160ZM165 97V96H164ZM33 98H35V96H33ZM53 98V97H52ZM58 98H59V96H58ZM64 98H66V97H64ZM71 98V97H70ZM83 98V97H82ZM93 98H94V96H93ZM99 98H100V94H99ZM98 98V99H99ZM115 98V97H114ZM114 98H113V100H114ZM129 98V97H128ZM135 98V97H134ZM36 99V98H35ZM39 99V98H38ZM45 99H47V98H45ZM51 99V98H50ZM54 100H56V96H55V98H53ZM63 98H61V100H62ZM88 99V98H87ZM126 99V98H125ZM162 99V98H161ZM244 99V98H243ZM248 99V98H247ZM49 100V99H48ZM66 100V99H65ZM70 100V99H69ZM68 100V101H69ZM84 100V99H83ZM97 100V99H96ZM102 100V99H101ZM151 100H152V98H151ZM166 100V99H165ZM173 100H176V99H173ZM214 100V99H213ZM213 100L211 101V102H213ZM240 100V99H239ZM242 100V99H241ZM52 101V100H51ZM67 101V102H68ZM71 101H72V99H71ZM71 101L70 102H68L69 104L71 103ZM77 101H78V98H77ZM79 101H81L80 99H79ZM85 101V100H84ZM89 101H90V99H89ZM94 101V100H93ZM125 101V100H124ZM128 101V100H127ZM138 101V100H137ZM160 101V100H159ZM195 101V100H194ZM243 101V100H242ZM27 102V101H26ZM47 102H49V101H47ZM47 102L45 103V104H47ZM54 102V101H53ZM57 102V101H56ZM59 102V101H58ZM63 102V104H65L64 103V101H62ZM100 102V101H99ZM108 102V101H107ZM110 102V101H109ZM177 102V101H176ZM204 101H202L201 103H200V105H203L202 103H203ZM240 102V101H239ZM244 102V101H243ZM254 102H256V101H254ZM36 103V102H35ZM74 103V102H73ZM88 103V102H87ZM92 103V102H91ZM94 103H95V101H94ZM94 103H92V105L94 104ZM105 103H106V100H105ZM150 103V102H149ZM164 103V102H163ZM174 103V102H173ZM193 103H195V102H193ZM192 103V104H193ZM217 103H218V100H217ZM221 103V102H220ZM241 103V102H240ZM61 105L60 103H57L56 105ZM72 104V103H71ZM111 104H112V102H111ZM147 104V103H146ZM156 104V103H155ZM178 104V103H177ZM181 104V103H180ZM205 104H206V102H205ZM204 104V105H205ZM213 104H214V102H213ZM222 104V103H221ZM236 104H237V102H236ZM53 105V104H52ZM55 105V106H56ZM77 105H79V104H77ZM90 105V104H89ZM96 105H97V103H96ZM100 105V104H99ZM114 105V104H113ZM118 105H121V104H118ZM122 105H123V103H122ZM121 105V107H123ZM162 105V104H161ZM185 105V104H184ZM204 105H203V107H204ZM218 105V104H217ZM253 105H255V104H253ZM149 106V105H148ZM187 106V105H186ZM188 106H190V105H188ZM187 106V109H186V115L184 114V116H190V114H191V116H195V117H197V116H204V115H206V113H204V112H200V111H198L197 109H195V108H190V110H189V112H187L188 111V107ZM240 106H242V105H240ZM244 107H243V109L242 108H240L242 111H240L239 113H238V110L235 112V113H233L232 112V116H234V119L235 120H244V122H245V120H248V118L250 117V118H254L253 116H254V113H253V110L255 109V108H253V106H249V102H248V106H245V105H243ZM47 107V106H46ZM58 107V106H57ZM61 107V106H60ZM59 107V108H60ZM64 107V106H63ZM74 107V106H73ZM72 107V108H73ZM92 107V106H91ZM94 107V106H93ZM116 107V106H115ZM120 107V108H121ZM152 107V106H151ZM168 107V106H167ZM166 107V108H167ZM181 107V106H180ZM184 107V106H183ZM198 107H200L199 109H202L203 107L202 106H198ZM197 107V108H198ZM202 107V108H201ZM206 107L207 108H209V106L208 105H206ZM206 107H205V109H206ZM217 107V106H216ZM215 107V108H216ZM260 107V106H259ZM41 108H43V107H41ZM50 108H51V104H50ZM101 108V107H100ZM108 108L110 109L111 107H109L108 106ZM116 108H118V107H116ZM144 108H145V106H144ZM179 108V107H178ZM212 107L210 106V108L209 109H211ZM45 109V108H44ZM55 109V108H54ZM68 109H70V108H68ZM74 109H75V107H74ZM77 109V108H76ZM76 109H75V111H76ZM80 109V108H79ZM93 109V108H92ZM94 109H95V107H94ZM124 109V108H123ZM133 109V108H132ZM173 109V108H172ZM171 109V110H172ZM180 110H181V108H179ZM236 109V108H235ZM7 110V109H6ZM48 110V111H47ZM55 110H57V109H55ZM58 110H62V107L60 108V109H58ZM73 110V109H72ZM81 110V109H80ZM96 110V109H95ZM115 110V109H114ZM168 110V109H167ZM175 110V109H174ZM203 111H205V112H207L206 110H204V109H202ZM258 110L260 111V109L258 108ZM262 110V109H261ZM18 111V110H17ZM42 111V110H41ZM45 111V110H44ZM46 111L47 112H49L50 111V109H46ZM68 111V110H67ZM83 111V110H82ZM121 111V110H120ZM146 111V110H145ZM231 111V110H230ZM3 112V111H2ZM8 112V111H7ZM39 112V111H38ZM99 112H101V111H99ZM104 112V111H103ZM112 112H113V110H112ZM133 112V111H132ZM131 112V113H132ZM153 112V111H152ZM261 112V111H260ZM37 113V112H36ZM65 113H67V112H65ZM76 113H78V111H76ZM76 113H74V114H76ZM105 113V112H104ZM110 113V112H109ZM168 113V112H167ZM166 113V114H167ZM179 113V112H178ZM189 113V114H188ZM209 113V112H208ZM214 113V112H213ZM259 113V112H258ZM79 114V113H78ZM77 114V115H78ZM93 113H91V115H92ZM98 114V113H97ZM106 114V113H105ZM111 114V113H110ZM113 114V113H112ZM112 114H111V116H112ZM122 114H124V113H122ZM121 114V115H122ZM143 114V113H142ZM177 114V113H176ZM210 114V113H209ZM262 114V113H261ZM39 115H40V113H39ZM49 115V114H48ZM66 115V114H65ZM80 115V114H79ZM91 115H89V116H91ZM102 115V114H101ZM119 115V114H118ZM145 115V114H144ZM178 115V114H177ZM181 115V114H180ZM179 115V116H180ZM226 115V114H225ZM229 115V114H228ZM255 115H257L258 116V114H255ZM82 116V115H81ZM108 116V115H107ZM134 116V115H133ZM137 116V115H136ZM140 116V115H139ZM150 116V115H149ZM167 116H171V115H167ZM209 116V115H208ZM212 116V115H211ZM219 116V115H218ZM223 116V115H222ZM48 117H50V116H48ZM53 117V116H52ZM74 117V116H73ZM76 117V116H75ZM113 117H115V116H113ZM124 117H126V116H124ZM172 117L174 118V116L172 115ZM171 117V118H172ZM181 117V116H180ZM207 117V116H206ZM226 117V116H225ZM2 118V117H1ZM6 118V117H5ZM90 118V117H89ZM95 118L96 117H94V120H95ZM111 118V117H110ZM146 118V117H145ZM144 118V119H145ZM159 118V117H158ZM187 118V117H186ZM199 118V117H198ZM197 118V120L200 122V119H198ZM221 118V117H220ZM257 118V117H256ZM263 117H261L260 119H262ZM17 119V118H16ZM44 119V118H43ZM85 119V118H84ZM112 119V118H111ZM194 119H196V118H194ZM207 119V118H206ZM1 120V119H0ZM99 120V119H98ZM172 120V119H171ZM180 120V119H179ZM186 120V119H185ZM188 120V119H187ZM191 120V119H190ZM202 120V119H201ZM232 120V119H231ZM234 120V121H235ZM257 120V119H256ZM259 120V119H258ZM58 121H59V119H58ZM69 121V120H68ZM72 121H73V119H72ZM83 121H85V120H83ZM97 121V120H96ZM101 121V120H100ZM99 121V122H100ZM109 121V120H108ZM107 121V122H108ZM115 121H116V119H115ZM114 121V122H115ZM122 121H123V119H122ZM177 121V120H176ZM175 121V122H176ZM184 121V120H183ZM182 121V122H183ZM203 121V120H202ZM207 121V120H206ZM248 121H253L252 119H249ZM3 122V121H2ZM6 122V121H5ZM9 122V121H8ZM11 122V121H10ZM22 122V121H21ZM43 122V121H42ZM50 122V121H49ZM66 122V121H65ZM69 122H71V121H69ZM87 122H89V121H87ZM98 122V121H97ZM98 122V123H99ZM104 122V121H103ZM120 122H121V120H120ZM158 122H160V121H158ZM157 122V123H158ZM180 122V121H179ZM194 122V121H193ZM196 122V121H195ZM199 122H197V124H199L200 125V123ZM220 122H222V121H220ZM223 122H224V120H223ZM223 122H222V124H223ZM258 122V121H257ZM262 122V121H261ZM264 122V121H263ZM28 123V122H27ZM26 123V124H27ZM32 123H33V121H32ZM44 123V122H43ZM77 123V122H76ZM84 123V122H83ZM126 123V122H125ZM131 123V122H130ZM137 123H140V122H137ZM146 123V122H145ZM161 123V122H160ZM191 123H192V121H191ZM218 123V122H217ZM216 123V124H217ZM225 123H227V122H225ZM239 123V122H238ZM242 123V122H241ZM247 123H250V124H252L251 122H247ZM3 124V123H2ZM31 124V123H30ZM34 124V123H33ZM56 124V123H55ZM55 124H53V125H55ZM82 124V123H81ZM97 124V123H96ZM100 124V123H99ZM98 124V125H99ZM119 124V123H118ZM118 124H117V126H118ZM141 124V123H140ZM154 123H152V125H153ZM187 124H190V123H187ZM196 124V123H195ZM205 124H207V122L205 123ZM219 124V123H218ZM217 124V125H218ZM255 124V123H254ZM258 124V123H257ZM261 124V123H260ZM9 125H11V124H9ZM13 125V124H12ZM18 125V124H17ZM37 125V124H36ZM49 125V124H48ZM51 125V124H50ZM59 125V124H58ZM83 125V124H82ZM95 125V124H94ZM106 125V126H105ZM104 126L107 128V123L105 124ZM109 125V124H108ZM121 125V124H120ZM135 125V124H134ZM150 125V124H149ZM151 125V126H152ZM162 125V124H161ZM177 125V124H176ZM179 125V124H178ZM248 125V124H247ZM14 126V125H13ZM28 126H30L29 124H28ZM47 126V125H46ZM125 127H126V125H124ZM123 126V127H124ZM150 126V127H151ZM156 125H154V126H152L153 128L155 127ZM194 126V125H193ZM209 126V125H208ZM220 127H221V125H219ZM223 126V125H222ZM225 126H227L226 124H225ZM238 126V125H237ZM253 126V125H252ZM256 126H258V125H256ZM255 126V127H256ZM261 126H263V123H262V125ZM12 127V126H11ZM23 127V126H22ZM25 127H27V126H25ZM24 127V128H25ZM32 127V126H31ZM30 127V128H31ZM39 127V126H38ZM53 127V126H52ZM55 127V126H54ZM56 127H57V124H56ZM99 127V126H98ZM114 127H116V126H114ZM120 127H122V126H120ZM119 127V128H120ZM142 127V126H141ZM189 127V126H188ZM191 127H192V125H191ZM232 127V126H231ZM242 127V126H241ZM249 127H251V126H249ZM13 128V127H12ZM14 128H15V126H14ZM27 128H29V127H27ZM37 128V127H36ZM48 128V127H47ZM80 128V127H79ZM152 128V129H153ZM156 128V127H155ZM193 128V127H192ZM196 128V127H195ZM198 128V127H197ZM222 128V127H221ZM226 128V127H225ZM227 128H228V126H227ZM226 128V129H227ZM247 128H248V126H247ZM246 128V129H247ZM253 128V127H252ZM251 128V129H252ZM257 128V127H256ZM259 128V127H258ZM10 129V128H9ZM17 129V128H16ZM18 129H20V128H18ZM42 129V128H41ZM43 129H45V128H43ZM66 129V128H65ZM72 129V128H71ZM82 129V128H81ZM99 129V128H98ZM103 129V128H102ZM110 129V128H109ZM114 129V128H113ZM117 129V128H116ZM121 129V128H120ZM126 129H130V128H126ZM199 130H200V128H198ZM211 129V128H210ZM216 129H217V127H216ZM233 129H235V128H233ZM240 129V128H239ZM245 129V130H246ZM255 129V128H254ZM261 129V128H260ZM260 129H258V130H260ZM263 129H264V127H263ZM2 130V129H1ZM22 130V129H21ZM28 130V129H27ZM31 130H32V128H31ZM31 130L29 131V132H31ZM36 130V129H35ZM40 130V129H39ZM46 130V129H45ZM50 130V129H49ZM73 130V129H72ZM83 130V129H82ZM93 130V129H92ZM122 130V129H121ZM124 130H125V128H124ZM141 130V129H140ZM182 130V129H181ZM196 130V129H195ZM202 130H204V129H202ZM202 130H201V132H202ZM228 130V129H227ZM242 130V129H241ZM248 130V129H247ZM5 131V130H4ZM43 131V130H42ZM42 131L41 132H39V133H41L42 134ZM67 131H68V129H67ZM84 131V130H83ZM108 131V130H107ZM115 131H117V130H115ZM127 131V130H126ZM192 131H194V128H193V130ZM191 131V132H192ZM197 131V130H196ZM211 131V130H210ZM236 131H237V129H236ZM239 131V130H238ZM243 131V130H242ZM253 131V130H252ZM251 131V132H252ZM35 132V131H34ZM54 132V131H53ZM56 132H58V131H56ZM109 132V131H108ZM204 132V131H203ZM215 132V131H214ZM219 133L221 132V131H218ZM235 132V131H234ZM246 132V131H245ZM255 132V131H254ZM257 132H259V131H257ZM261 132H263V130L261 131ZM14 133V132H13ZM50 133V132H49ZM64 133H65V131H64ZM195 133V132H194ZM205 133V132H204ZM204 133H202L201 135H203ZM208 133H210V132H208ZM208 133H207V135H208ZM217 132H215L214 134H216ZM224 133V132H223ZM222 133V134H223ZM233 133V132H232ZM231 133V134H232ZM247 133V132H246ZM5 134V133H4ZM12 134V133H11ZM19 133L17 132V135H18ZM20 134H23V132L22 133H20ZM37 134V133H36ZM59 134H61V132L59 133ZM66 134V133H65ZM84 134V133H83ZM114 134V133H113ZM120 134V133H119ZM128 134V133H127ZM185 135H186V133H184ZM196 134H198V132H196ZM213 134V133H212ZM227 134H229V133H227ZM231 134H230V136H231ZM235 134V133H234ZM241 133L239 132V135H240ZM28 135V134H27ZM47 135V134H46ZM93 135H94V133H93ZM112 135V134H111ZM178 135V134H177ZM205 135V134H204ZM3 136V135H2ZM9 136H11V135H9ZM15 136H16V133H15ZM26 136V135H25ZM24 136V137H25ZM38 135H36V137H37ZM52 136V135H51ZM57 136V135H56ZM67 136V135H66ZM71 136V135H70ZM87 136V135H86ZM121 136V135H120ZM176 136V135H175ZM209 136V135H208ZM246 136V135H245ZM261 136V135H260ZM264 136V135H263ZM11 137H13V136H11ZM33 137H35V136H33ZM35 137V138H36ZM72 137V136H71ZM76 137V136H75ZM83 137V136H82ZM116 137V136H115ZM123 137V136H122ZM177 137V136H176ZM205 137V136H204ZM221 137V136H220ZM223 137H225V136H223ZM233 137V136H232ZM240 137V136H239ZM238 137V138H239ZM251 137H252V135H251ZM259 137V136H258ZM57 138H58V136H57ZM112 138V137H111ZM114 138V137H113ZM112 138V139H113ZM119 138V137H118ZM117 138V139H118ZM172 138V137H171ZM182 138H183V135H182ZM235 138V137H234ZM241 138H242V136H241ZM250 138V137H249ZM255 138L256 137H254V139L253 140H255ZM264 138V137H263ZM34 139V138H33ZM39 139H42V138H39ZM79 139V138H78ZM97 139V138H96ZM127 139H128V137H127ZM226 140H227V138H225ZM240 139V138H239ZM257 140H258V138H256ZM260 139V138H259ZM6 140H8V139H6ZM15 140H17V139H15ZM21 140V139H20ZM49 140V139H48ZM100 140H102L101 138H100ZM125 140V139H124ZM129 140V139H128ZM131 140V139H130ZM191 140V139H190ZM222 140V143H223V139H221ZM234 140V139H233ZM236 140V139H235ZM261 142L263 143V139L261 138ZM50 142H52V140H49ZM81 141V140H80ZM184 141V140H183ZM243 141V140H242ZM250 141V140H249ZM259 141V140H258ZM13 142V141H12ZM46 142H47V140H46ZM49 142V143H50ZM61 142V141H60ZM83 142V141H82ZM81 142V143H82ZM182 142V141H181ZM198 142V141H197ZM253 142V141H252ZM33 143H35V142H33ZM57 143V142H56ZM56 143H55V145H56ZM80 143V144H81ZM85 143V142H84ZM90 143V142H89ZM94 143V142H93ZM92 143V144H93ZM123 143H124V141H123ZM152 143V142H151ZM155 143H156V141H155ZM155 143H154V146H155ZM177 143H179V142H177ZM191 143V142H190ZM195 143V142H194ZM221 143V142H220ZM240 143H241V141H240ZM248 143V142H247ZM254 143H258V142H254ZM261 143V144H262ZM41 144V143H40ZM43 144V143H42ZM46 144V143H45ZM64 144V143H63ZM69 144V143H68ZM100 144V143H99ZM150 144V143H149ZM193 144V143H192ZM199 144V143H198ZM249 144V143H248ZM57 145H58V143H57ZM77 145V144H76ZM91 145V144H90ZM113 145V144H112ZM124 145V144H123ZM148 145V144H147ZM230 145V144H229ZM239 145V144H238ZM255 144H253V146H254ZM24 146V145H23ZM34 146V145H33ZM43 146V145H42ZM81 147H82V145H80ZM114 146V145H113ZM151 146V145H150ZM187 146V145H186ZM231 146H232V144H231ZM236 146H237V144H236ZM240 146V145H239ZM247 146H249V145H247ZM260 146V145H259ZM259 146H258V148H259ZM262 146V145H261ZM57 147H59V146H57ZM60 147H61V145H60ZM64 147V146H63ZM88 147V146H87ZM97 147V146H96ZM101 147V146H100ZM107 147V146H106ZM105 147V148H106ZM109 147V146H108ZM116 147V146H115ZM153 147V146H152ZM179 147V146H178ZM184 147V146H183ZM241 147V146H240ZM43 148V147H42ZM42 148H40V149H42ZM74 148V147H73ZM118 148V147H117ZM116 148V149H117ZM181 148V147H180ZM229 148V147H228ZM227 148V149H228ZM255 148V147H254ZM23 149H25V148H23ZM49 149V148H48ZM47 149V150H48ZM55 149V148H54ZM57 149H59L60 150V148H57ZM68 149V148H67ZM77 149V148H76ZM79 149V148H78ZM81 149V148H80ZM104 149V148H103ZM102 149V150H103ZM193 149V148H192ZM226 149V150H227ZM230 149V148H229ZM238 149V148H237ZM243 149V148H242ZM242 149L240 150V151H242ZM247 149H249V147L247 148ZM247 149H245V150H247ZM251 149H252V146H251ZM263 149V148H262ZM26 150V149H25ZM70 150H72V149H70ZM107 150V149H106ZM112 150V149H111ZM114 150V149H113ZM112 150V151H113ZM253 150V149H252ZM260 150H261V148H260ZM44 151V150H43ZM46 151V150H45ZM49 151V150H48ZM84 151V150H83ZM91 151V150H90ZM115 151V150H114ZM149 151V150H148ZM11 152V151H10ZM29 152V151H28ZM47 152V151H46ZM45 152V153H46ZM54 152V151H53ZM57 152V151H56ZM68 152V151H67ZM72 152H73V150H72ZM86 152V151H85ZM96 152H99V151H97L96 150ZM236 152H238V151H236ZM247 152V151H246ZM246 152H244V153H246ZM252 152V151H251ZM257 152V151H256ZM259 152V151H258ZM261 153H262V151H260ZM30 153V152H29ZM49 153V152H48ZM50 153H52L51 151H50ZM49 153V154H50ZM58 153V152H57ZM61 154H62V152H60ZM71 153V152H70ZM107 153V152H106ZM239 153V152H238ZM244 153H243V155H244ZM249 153V152H248ZM247 153V154H248ZM66 154V153H65ZM85 154V153H84ZM113 154V153H112ZM119 154V153H118ZM237 154V153H236ZM42 155V154H41ZM55 155V154H54ZM77 155V154H76ZM75 154H74V156H76ZM93 155V154H92ZM108 155V154H107ZM111 155V154H110ZM181 155V154H180ZM179 155V156H180ZM240 155V154H239ZM254 155V154H253ZM262 155V154H261ZM30 156V155H29ZM32 156V155H31ZM52 156V155H51ZM58 156V155H57ZM85 156V155H84ZM112 156V155H111ZM236 156H238V155H236ZM248 156V155H247ZM246 156V157H247ZM256 156V155H255ZM263 157H264V155H262ZM55 157V156H54ZM60 157V156H59ZM64 157L65 156H63V157H60V158H63L64 159ZM69 157V156H68ZM68 157H66V158H68ZM106 157V156H105ZM251 157V156H250ZM257 157V156H256ZM255 157V158H256ZM261 157V156H260ZM262 157V158H263ZM23 158V157H22ZM48 158V157H47ZM70 158V157H69ZM74 158V157H73ZM79 158V157H78ZM77 158V159H78ZM82 158V157H81ZM80 158V159H81ZM185 158V157H184ZM242 158V157H241ZM27 159V158H26ZM33 159V158H32ZM51 159V158H50ZM59 159V158H58ZM57 159V160H58ZM76 159V158H75ZM82 159H84V158H82ZM109 160H111L110 158H108ZM115 159V158H114ZM183 159V158H182ZM181 159V160H182ZM238 159V158H237ZM1 160V159H0ZM48 160V159H47ZM56 160V161H57ZM235 160V159H234ZM249 160V159H248ZM254 160V159H253ZM252 160V161H253ZM260 160H261V158H260ZM21 161V160H20ZM27 161V160H26ZM32 161V160H31ZM30 161V162H31ZM42 160H40V162H41ZM240 161V160H239ZM243 161V160H242ZM258 161V160H257ZM262 161H264L263 159H262ZM28 162V161H27ZM53 162H55L54 160H53ZM60 162V161H59ZM74 162V161H73ZM72 162V163H73ZM81 162V161H80ZM112 162H114L113 160H112ZM157 162H160L159 160L157 161ZM166 162V161H165ZM241 162V161H240ZM251 162V161H250ZM254 162V161H253ZM2 163V162H1ZM15 163V162H14ZM37 163V162H36ZM56 163V162H55ZM78 163V162H77ZM164 163V162H163ZM18 164H19V162H18ZM33 164V163H32ZM44 164V163H43ZM71 164V163H70ZM113 164V163H112ZM155 164H157L156 163V161H155ZM166 164V163H165ZM164 164V165H165ZM244 164V163H243ZM261 164V163H260ZM263 164V163H262ZM37 165V164H36ZM42 165V164H41ZM45 165H47L46 163H45ZM73 165V164H72ZM75 165V164H74ZM80 165V164H79ZM158 165V164H157ZM245 165H246V163H245ZM253 165V164H252ZM258 165V164H257ZM29 166V165H28ZM43 166V165H42ZM61 166H62V164H61ZM151 166H152V164H151ZM160 167H162L163 165L161 164V165H159ZM166 166V165H165ZM253 166H255V165H253ZM149 167V166H148ZM0 168H2L1 167V165H0ZM21 168V167H20ZM56 168V167H55ZM77 168V167H76ZM144 168V167H143ZM170 168V167H169ZM169 168H167V169H169ZM9 169V168H8ZM22 169H24V170H26L24 167L22 168ZM31 169V168H30ZM36 169V168H35ZM39 169V168H38ZM150 169V168H149ZM152 169V168H151ZM167 169H165V170H167ZM260 169V168H259ZM29 170V169H28ZM51 170V169H50ZM132 170V169H131ZM146 170V169H145ZM164 170V171H165ZM172 170V169H171ZM264 170V169H263ZM54 171V170H53ZM147 171H149V170H147ZM151 171V170H150ZM153 171V170H152ZM169 171V170H168ZM23 172H25V171H23ZM157 172V171H156ZM259 172H260V170H259ZM2 173V172H1ZM32 173V172H31ZM53 173H55V172H53ZM62 173V172H61ZM72 173V172H71ZM130 173V172H129ZM132 173H134V172H132ZM159 173V172H158ZM166 173V172H165ZM172 174H173V170H172V172H171ZM170 173V174H171ZM260 173H262V171L260 172ZM264 173V172H263ZM10 174V173H9ZM24 174V173H23ZM29 174V173H28ZM35 174H36V172H35ZM76 174V173H75ZM75 174H73V175H75ZM157 174V173H156ZM167 174V173H166ZM169 174V175H170ZM60 175V174H59ZM128 175H130V174H128ZM150 175V174H149ZM159 175V179H158V181L159 180H161L160 179V173L158 174ZM168 175V174H167ZM260 175V174H259ZM42 176V175H41ZM68 176V175H67ZM66 176V177H67ZM76 176V175H75ZM153 176V175H152ZM151 176V177H152ZM263 176V175H262ZM30 177H31V175H30ZM43 177V176H42ZM148 177V176H147ZM150 177V178H151ZM167 177V176H166ZM3 178V177H2ZM2 178L0 177V187L1 188H3L4 190L6 189V190H12L13 188H14V186H16L17 184H15L14 182H12L11 180H8V179H4L5 181H1L2 180ZM47 178V177H46ZM74 178V177H73ZM155 179H156V177H154ZM157 178H158V176H157ZM164 178V177H163ZM67 179V178H66ZM65 179V180H66ZM147 179V178H146ZM145 179V180H146ZM165 179V178H164ZM259 179V178H258ZM63 180V179H62ZM148 180V179H147ZM167 180V179H166ZM177 180V179H176ZM104 181V180H103ZM178 181V180H177ZM234 181V180H233ZM260 181V180H259ZM21 182H23V181H21ZM33 182V181H32ZM64 182V181H63ZM151 182H153V181H151ZM262 182V181H261ZM104 183V182H103ZM102 183V184H103ZM124 183V182H123ZM146 183V182H145ZM159 183H161V182H159ZM159 183H158V185H159ZM163 183V182H162ZM179 183H180V181H179ZM179 183H177V184H179ZM230 183V182H229ZM234 183V182H233ZM239 183V182H238ZM151 184V183H150ZM165 184H166V181H165ZM164 184V185H165ZM169 184H170V182H169ZM231 184V183H230ZM42 185V184H41ZM77 185V184H76ZM75 185V186H76ZM83 185V184H82ZM98 185V184H97ZM106 185V184H105ZM137 185V184H136ZM152 185V184H151ZM156 185V184H155ZM164 185H162V186H164ZM180 185V184H179ZM233 185V184H232ZM257 185V184H256ZM75 186H74V188H75ZM78 186V185H77ZM80 186V185H79ZM160 186V185H159ZM255 186V185H254ZM253 186V187H254ZM85 187V186H84ZM92 187V186H91ZM146 187V186H145ZM156 187V186H155ZM165 187V186H164ZM173 187V186H172ZM180 187V186H179ZM236 187V186H235ZM26 188V187H25ZM81 188V187H80ZM112 188V187H111ZM148 188V187H147ZM157 188V187H156ZM156 188H154L155 189V191H156ZM165 188H167V187H165ZM16 189V188H15ZM90 189H92V188H90ZM116 189V188H115ZM153 189V190H154ZM255 189V188H254ZM22 190V189H21ZM81 190V189H80ZM80 190H78V192H80ZM105 190V189H104ZM107 190H109V188L107 189ZM141 190H143V189H141ZM145 190V189H144ZM147 190V189H146ZM161 190V189H160ZM262 190V189H261ZM55 191H56V189H55ZM58 191H59V189H58ZM76 191V190H75ZM83 191V190H82ZM134 191L135 190H133V193H134ZM158 191V190H157ZM162 191V190H161ZM77 192V193H78ZM84 192V191H83ZM90 192V191H89ZM111 192V191H110ZM113 192V191H112ZM116 192V191H115ZM132 192V191H131ZM141 192V191H140ZM164 192V191H163ZM171 192V191H170ZM173 192V191H172ZM191 192H192V190H191ZM263 192V191H262ZM8 193H10V192H8ZM71 193V192H70ZM99 193V192H98ZM109 193V192H108ZM135 193H137V192H135ZM134 193V194H135ZM167 193V192H166ZM236 192H234V194H235ZM238 193V192H237ZM258 193V192H257ZM261 193V192H260ZM2 194V193H1ZM11 194V193H10ZM82 194V193H81ZM94 194V193H93ZM131 194V193H130ZM129 194V195H130ZM142 194H145L144 192L142 193ZM159 194V195H158ZM158 194H156L154 197H152V200H154V199H159V200H161L162 202H165V201H167V202H169V201H172V199H173V195H164V193L162 194H160V193H158ZM168 194V193H167ZM239 194V193H238ZM3 195V194H2ZM12 195V194H11ZM30 195H31V193H30ZM78 195H80V194H78ZM105 195H108V194H105ZM133 195V194H132ZM132 195H130V196H132ZM138 195V194H137ZM154 195V194H153ZM191 195V194H190ZM243 195V194H242ZM258 195V194H257ZM261 195H262V193H261ZM4 196L5 195H3V197L2 198H4ZM77 196V195H76ZM93 196H95V195H93ZM236 195H234L233 197H235ZM9 197V196H8ZM86 197V196H85ZM127 197V196H126ZM125 197V198H126ZM135 198L137 197L136 195L134 196ZM144 197V196H143ZM177 197V196H176ZM237 197V196H236ZM240 197V196H239ZM242 197V196H241ZM241 197H240V199H241ZM6 198H7V196H6ZM12 198V197H11ZM112 198V197H111ZM139 198V197H138ZM7 199H9V198H7ZM19 199V198H18ZM42 199V198H41ZM130 199V201H131V198H129ZM239 199V200H240ZM261 199V198H260ZM2 200V199H1ZM4 200V199H3ZM6 200V199H5ZM28 200V199H27ZM115 200V199H114ZM122 200V199H121ZM132 200H134V199H132ZM147 200V199H146ZM146 200H144V201H146ZM219 200V199H218ZM29 201V200H28ZM27 201V202H28ZM38 201V200H37ZM51 201V200H50ZM59 202H57V203H59L57 206H55V208H57V210L56 211H54V218H52V222L51 223H53L48 229H45V230H43L42 228V230H43V232H40V230H38L39 228H37V227H33L34 229H35V234H33V236L27 241V243H26V245L27 246H32L33 247V245L34 246H37L38 247V249H36L35 250V252L34 253H32V255H31V253H30V255H28L27 256V258L25 259V261H23L22 263H19V264H37V263H45V261L47 260V258H49L48 256H47V254H50L53 250H57V249H59L62 253H64L66 256H67V258L68 257H72V256H74L75 254H78V253H81V252H86V253H88L87 251H89V250H107L108 252H112L113 254L112 255H114L115 256V259L117 260V263L116 264H122L121 263V261H120V259L126 254V251H125V246H130L131 244H133V245H135L136 244V247L138 248V251H148V252H152V253H154V256L155 255H160L161 257H164L166 260L165 261H163L162 260V264H196V263H198V264H201V263H204L205 262V259L207 258H203V256H201L200 255V250L198 249V247L199 246H195L194 244V249H193V254H195V255H197L198 256V260H195L196 258H193V257H191V256H189L190 255V252H189V255L187 254V252H188V249H186L187 247H184L183 245H181V244H177L176 242H174L173 241V239H171V238H167V236H168V232H167V229L162 225V223L164 222V220L166 219L165 217H164V215H157L156 213H147V210L144 208V205H145V203L146 202H140V201H138V199L137 200H135V201H131L130 203H129V205H127V206H125V207H123L124 206V204H123V208L122 209H116L115 211H113V212H109V211H107V212H105L104 211V206L106 205L105 204V200L102 198V197H100L99 198V201L96 203L97 204V208H96V211H95V209L93 208V210L95 211V213H93V212H88L87 211V209H86V207H88L87 205L89 204L86 200H84V199H79V198H76V197H69V199H67V198H64V199H59L58 200ZM110 201V200H109ZM120 201V200H119ZM256 201V200H255ZM1 202V201H0ZM7 202V201H6ZM26 202V203H27ZM114 202V201H113ZM112 202V203H113ZM115 202H117V201H115ZM114 202V203H115ZM149 202H150V200H149ZM243 202V201H242ZM10 203V202H9ZM15 203V202H14ZM106 203H108V202H106ZM111 203V202H110ZM156 203V202H155ZM244 203H245V201H244ZM253 203V202H252ZM95 204V205H96ZM198 204V203H197ZM236 204H238V202L236 203ZM248 204V203H247ZM27 205V204H26ZM25 205V206H26ZM63 206L64 205V208H62L61 206ZM116 205V204H115ZM120 205H122V204H120ZM120 205H118V206H120ZM148 205H150V204H148ZM253 205H255V204H253ZM262 205V204H261ZM1 206V205H0ZM13 206V205H12ZM108 206V205H107ZM111 206V205H110ZM151 206V205H150ZM156 206V205H155ZM14 207V206H13ZM12 207V208H13ZM93 207V206H92ZM181 207H182V205H181ZM184 207V206H183ZM182 207V208H183ZM248 207H251V204H250V206H248ZM256 207H258V206H256ZM261 207V206H260ZM110 208V207H109ZM114 208V207H113ZM154 208V207H153ZM236 208V207H235ZM28 209V208H27ZM33 209V208H32ZM111 209V208H110ZM258 209V208H257ZM262 209V208H261ZM20 210V209H19ZM22 210V209H21ZM235 210V209H234ZM238 210V209H237ZM254 210V209H253ZM263 210V209H262ZM2 211V210H1ZM23 211V210H22ZM155 211V210H154ZM20 212V211H19ZM28 212V211H27ZM236 212V211H235ZM264 212V211H263ZM17 213V212H16ZM38 213H40V212H38ZM45 213V212H44ZM183 215H185L183 218H182V220L184 221H186L188 218H189V216H191V217H194L197 213L195 212V210H190V211H188V210H184L183 212ZM205 213V212H204ZM237 214H239V213H237ZM3 215V214H2ZM30 215V214H29ZM207 215V214H206ZM214 215V214H213ZM4 216V215H3ZM9 216V215H8ZM37 217H44V215L43 214H38V215H36ZM31 217V216H30ZM34 217H35V215H34ZM0 218H1V215H0ZM7 218V217H6ZM25 218H26V216H25ZM216 218V217H215ZM218 218V217H217ZM220 218H222L221 216H220ZM224 218V217H223ZM27 219V218H26ZM36 219V217L34 218V220ZM38 219V218H37ZM191 219H193V218H191ZM231 219V218H230ZM1 220V219H0ZM31 220V219H30ZM214 220V219H213ZM217 220H219V219H217ZM233 220V219H232ZM7 221V220H6ZM32 221H33V219H32ZM234 221V220H233ZM3 222V221H2ZM9 222V221H8ZM13 222V221H12ZM30 222V221H29ZM232 222V221H231ZM230 222V223H231ZM32 223V222H31ZM43 223V222H42ZM213 223V222H212ZM238 223H240V222H238ZM13 224V223H12ZM30 224V223H29ZM33 225H34V223H32ZM48 224V223H47ZM16 225V224H15ZM217 225V224H216ZM246 225V224H245ZM244 225V226H245ZM248 225V224H247ZM246 225V226H247ZM1 226V225H0ZM10 226V225H9ZM17 226V225H16ZM29 226V225H28ZM239 226V225H238ZM242 226V225H241ZM243 226V227H244ZM246 226H245V228H246ZM168 227H170V225H168ZM32 227H31V229H33ZM213 228H214V226H213ZM241 228V227H240ZM239 228V229H240ZM247 228H248V226H247ZM246 228V229H247ZM19 229V228H18ZM29 229H30V226H29ZM29 229H27V231L29 230ZM174 229V228H173ZM194 229V228H193ZM211 229V228H210ZM242 229V228H241ZM240 229V230H241ZM244 229V228H243ZM169 230V229H168ZM177 230V229H176ZM195 230V229H194ZM214 230V229H213ZM32 231V230H31ZM31 231H30V233H31ZM151 231L153 232V231H155V233L157 232L158 234H152V235H150L149 236V234H145V233H147V232H149V233H151ZM170 231H172V230H170ZM175 231V230H174ZM193 231V230H192ZM210 231H212V230H210ZM245 231V230H244ZM249 231V230H248ZM247 231V232H248ZM29 232V231H28ZM27 232V233H28ZM177 232V231H176ZM237 232L238 233H240L238 230H237ZM2 233H3V237L4 238H6V241H7V237L9 236V235H11V232L9 233L7 230H3L2 231ZM17 233V232H16ZM25 233V232H24ZM26 233V234H27ZM249 233V232H248ZM247 233V234H248ZM145 234V235H144ZM175 234H177V233H175ZM186 234V233H185ZM208 234H210V233H208ZM212 234H214V233H212ZM211 234V235H212ZM235 234H236V232H235ZM241 234V233H240ZM262 233H260V235H261ZM22 235V234H21ZM178 235V234H177ZM204 235V234H203ZM244 235H246V233L244 234ZM259 235V234H258ZM259 235V236H260ZM1 236V235H0ZM15 236V235H14ZM146 236H148V237H146ZM176 236V235H175ZM236 236V235H235ZM238 236V235H237ZM263 236V235H262ZM20 237H22V236H20ZM171 237V236H170ZM180 237V236H179ZM205 237H206V235H205ZM204 237V238H205ZM207 237H208V235H207ZM244 237V236H243ZM9 238H10V236H9ZM8 238V239H9ZM13 238V237H12ZM23 238V237H22ZM173 238H175V237H173ZM190 238V237H189ZM200 238H201V236H200ZM218 238V237H217ZM134 239H137V240H134ZM142 239V240H141ZM175 239H177V238H175ZM174 239V240H175ZM184 239H185V237H184ZM210 239V238H209ZM208 239V240H209ZM261 240H263L262 238H260ZM5 240V239H4ZM16 240V239H15ZM132 240H134L133 242H132ZM141 240V241H140ZM179 240V239H178ZM207 240V241H208ZM211 240V239H210ZM214 240V239H213ZM255 240V239H254ZM253 240V241H254ZM204 241V240H203ZM215 241V240H214ZM213 241V242H214ZM221 241V240H220ZM230 242H231V240H229ZM234 241V240H233ZM252 241V240H251ZM252 241V242H253ZM1 242V241H0ZM12 242V241H11ZM192 242V241H191ZM209 242V241H208ZM212 242V241H211ZM235 242V241H234ZM242 242V241H241ZM251 242V243H252ZM7 243V242H6ZM13 243V242H12ZM17 243V242H16ZM18 243H20V242H18ZM135 243V244H134ZM185 242H183V244H184ZM186 243H187V241H186ZM189 243V242H188ZM195 243V242H194ZM203 243V242H202ZM207 243V242H206ZM205 243V244H206ZM215 243V242H214ZM220 243H222V242H220ZM246 243V242H245ZM4 244V242L2 241V244H0V245H3ZM9 244H11L10 242H9ZM127 244H130V245H127ZM199 244V243H198ZM210 244V243H209ZM224 243H222L221 245H223ZM232 244V243H231ZM238 244V243H237ZM259 244V243H258ZM264 244V243H263ZM262 244V245H263ZM204 245V244H203ZM220 245V246H221ZM225 245V244H224ZM224 245H223V247H224ZM228 245V244H227ZM242 245H243V243H242ZM241 245V246H242ZM245 245V244H244ZM21 246V245H20ZM23 246H25L24 244H23ZM187 246V245H186ZM201 246V245H200ZM230 247H229V253H227V257H230L231 256V254H238V245H237V247L233 244V245H229ZM9 247V246H8ZM26 247V246H25ZM25 247H22L21 246V248H25ZM135 247V246H134ZM205 247V246H204ZM218 247H219V245H218ZM247 247V246H246ZM259 247H261V246H259ZM27 248V247H26ZM29 248H31V247H29ZM130 248V247H129ZM128 248V249H129ZM209 248H210V245H209ZM243 248V247H242ZM250 249H251V247H249ZM254 248V246L252 247V249ZM127 249V248H126ZM127 249V250H128ZM213 249V248H212ZM212 249L210 248V250L208 251V252H206V253H204V250H202L203 251V253H204V255L206 254V255H209L210 257H213L214 256V252H212ZM220 249V248H219ZM246 249V248H245ZM131 250V249H130ZM132 250H133V248H132ZM208 250V249H207ZM226 250V249H225ZM239 250H240V248H239ZM247 250V249H246ZM254 250V249H253ZM258 250V249H257ZM24 252H25V250H23ZM106 251V252H107ZM129 251V250H128ZM189 251H191V250H189ZM241 251V253L242 254H245V253H243V250L241 249L240 250ZM248 251V253L249 254H251L252 253V255H251V258L252 257H255V258H257L258 256H260V253L259 252H261L260 251V249H259V252H256V253H254L253 254V252H251L250 250H247ZM251 253H250V252ZM2 252V254H3V251H1ZM5 252V251H4ZM9 252H11V251H9ZM55 252V251H54ZM61 252L59 253V254H61ZM99 252V251H98ZM106 252L104 253L105 255H106ZM107 252V253H108ZM130 252V251H129ZM218 252V251H217ZM246 252V251H245ZM91 253H92V251H91ZM93 253H94V251H93ZM131 254H133L132 252H130ZM146 253V252H145ZM192 253V252H191ZM240 253V252H239ZM240 253V254H241ZM2 254H0L1 256H2ZM5 254H7V253H5ZM53 254V253H52ZM90 254V253H89ZM100 254V253H99ZM202 254V253H201ZM221 254V253H220ZM223 254H224V252H223ZM229 254H230V256H229ZM235 254V255H236ZM263 254V253H262ZM55 255V257L57 256V254H54ZM82 255H84V254H82ZM91 256H92V254H90ZM89 255V256H90ZM94 255V254H93ZM100 255H103V254H100ZM105 255H103L104 257H105ZM107 255H109V254H107ZM107 255H106V257H107ZM111 255V254H110ZM110 255H109V257H110ZM111 255V256H112ZM136 255H138V253L136 254ZM218 255H219V253H218ZM232 255V256H233ZM4 256V255H3ZM2 256V257H3ZM45 256H47V258L45 259ZM62 256H64L63 254H62ZM80 256V259H81V255H79ZM95 256V255H94ZM93 256V257H94ZM114 256H112V257H114ZM133 256H135V254H133ZM139 256H141V255H139ZM144 256H145V254H144ZM153 256V257H154ZM231 256V257H232ZM242 256V255H241ZM248 256V255H247ZM250 256V255H249ZM5 257H6V255H5ZM4 257V258H5ZM7 257H9L8 256V254H7ZM6 257V258H7ZM24 257V256H23ZM59 257V256H58ZM136 258H137V256H135ZM146 257H147V259H148V256L146 255ZM196 257V256H195ZM210 257H208V258H210ZM221 257H222V254H221V256H220V258H218V259H221ZM226 257V256H225ZM238 257V256H237ZM240 257V256H239ZM243 257V256H242ZM65 258V257H64ZM76 258V257H75ZM85 258V257H84ZM86 258H87V255H86ZM90 258V257H89ZM95 258H96V256H95ZM101 258V257H100ZM111 258V257H110ZM124 258H125V256H124ZM127 258V257H126ZM141 258V257H140ZM156 258V257H155ZM154 258V259H155ZM208 258L206 259V260H208ZM251 258H250V260H251ZM22 259V258H21ZM54 259V258H53ZM71 259V258H70ZM88 259V258H87ZM115 259H113L112 258V260H115ZM128 259V258H127ZM134 259V258H133ZM150 259L151 258H149V261H150ZM162 259V258H161ZM213 259V258H212ZM223 259V258H222ZM230 259V258H229ZM234 260H236V258H233ZM260 259V258H259ZM1 260V259H0ZM3 260V259H2ZM1 260V261H2ZM49 260V259H48ZM81 260H84V259H81ZM91 260H92V258H91ZM96 260V259H95ZM102 260V259H101ZM107 260V259H106ZM111 260V259H110ZM110 260H107V262L108 261H110ZM121 260H123V258L121 259ZM126 260V259H125ZM129 260V259H128ZM137 261H138V259H136ZM142 260V259H141ZM157 260H158V258H157ZM225 261H226V259H224ZM55 261V260H54ZM62 261V260H61ZM74 261H76V260H74ZM104 261V260H103ZM102 261V262H103ZM143 261V260H142ZM141 261V262H142ZM152 261V260H151ZM159 261H160V258H159ZM216 261H218V260H216ZM216 261H215V263L214 264H216ZM228 261V260H227ZM247 261H249V260H247ZM2 262H4V260L2 261ZM18 262V261H17ZM47 262V261H46ZM49 262V261H48ZM58 262V261H57ZM83 262H86V261H83ZM89 262V261H88ZM92 262V261H91ZM90 262V264H93L94 263V261H93V263H91ZM99 262V261H98ZM105 262V261H104ZM114 262V261H113ZM127 262V261H126ZM140 262V259H139V262H137L138 264H140L141 263ZM208 262V261H207ZM229 262H230V260H229ZM232 262V261H231ZM236 262H238V261H236ZM243 261H241V264H243L242 263ZM245 262H246V260H245ZM1 263V262H0ZM6 263H7V261H6ZM5 263V264H6ZM64 262H62V264H63ZM67 263V262H66ZM65 263V264H66ZM87 263V262H86ZM96 263V262H95ZM94 263V264H95ZM110 263H112L111 261H110ZM148 263V262H147ZM151 262H149L148 264H150ZM158 263V262H157ZM159 263H161V261L159 262ZM225 263V262H224ZM224 263H219V264H224ZM262 263H264L263 261H262ZM2 264V263H1ZM47 264V263H46ZM68 264V263H67ZM71 264V263H70ZM76 264H78V263H76ZM83 264V263H82ZM100 264H101V262H100ZM103 264V263H102ZM108 264V263H107ZM127 264V263H126ZM146 264V263H145ZM210 264V263H209ZM227 264H229V263H227ZM232 264V263H231ZM249 264H251L250 262H249ZM258 264H261L260 262L258 263Z\"/></svg>",
    "mask_w": 264,
    "mask_h": 264
}]
</instances>
